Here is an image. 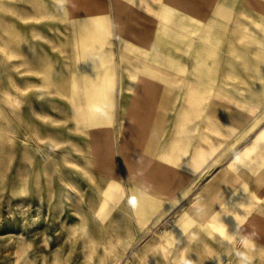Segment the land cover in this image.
I'll use <instances>...</instances> for the list:
<instances>
[{
	"label": "rangeland",
	"instance_id": "1",
	"mask_svg": "<svg viewBox=\"0 0 264 264\" xmlns=\"http://www.w3.org/2000/svg\"><path fill=\"white\" fill-rule=\"evenodd\" d=\"M236 1L0 0V264H264L262 159L242 154L237 170L227 166L264 106L251 115L218 76L181 161L160 154L189 104L183 83L160 128L161 116L128 117L137 78L154 77L140 53L161 51L171 90L174 61L192 68L206 43L200 28L214 25L215 10L230 25ZM94 84L100 101L84 113L76 105ZM234 114L245 120L231 129ZM147 125L145 139L132 135ZM196 147L208 151L202 165L192 163ZM162 164L183 177L175 188L161 181Z\"/></svg>",
	"mask_w": 264,
	"mask_h": 264
},
{
	"label": "crops",
	"instance_id": "2",
	"mask_svg": "<svg viewBox=\"0 0 264 264\" xmlns=\"http://www.w3.org/2000/svg\"><path fill=\"white\" fill-rule=\"evenodd\" d=\"M230 10V25L223 24L222 20L226 16L223 12L215 10L214 25L205 23L203 28H200L203 30L201 34H205V37L200 39V41L204 40L206 43L201 42L199 48L196 49V52H199L202 58L200 60L192 59V68L187 62V60H190L189 58H185V60L178 58L174 61L177 67V77L171 80V90L163 88L164 80L162 79L161 51L156 47L154 50L156 52H147L146 54L143 52L140 53L145 56V58H143L144 61L146 59L149 61L153 59L154 63L152 66L154 77L152 74H142L143 76L139 75V78H137L138 83L132 88L135 89L141 97L132 101V106L128 112L129 118L135 119L141 117V114L144 112H146V114H143V116L145 115V117H149V119L151 118L152 120L157 117L159 119L161 116L157 121L159 122L158 128H160L165 120L164 117L167 115V112L178 110L176 103L178 93H175L176 89L173 85L175 83L177 84L179 81L183 83L184 88H187V100L189 104L187 106H181L180 115L174 123L176 128L174 133L177 134L173 136L169 144L168 142L165 144V151L160 154V156L165 153L168 158L170 156H176V160H182L183 156L188 151L187 147L190 140L189 132L193 130V127L189 126V124L195 120L198 114L197 109L199 105L202 104V99L205 98L206 92L211 90L210 85L216 81L218 76L222 78L220 85L222 88L229 85H234L236 87L237 91L245 99V102L241 101V104L249 107V113L251 115L264 106V0H242L240 3L237 0L234 8ZM140 32L143 37H145V35L147 38L150 37L148 34L144 33L145 31ZM151 38V41L154 43L156 39L153 40L154 37ZM175 42L177 43L178 40H175ZM189 45L190 44H186L188 47ZM143 66H145V63ZM195 67L197 68V74L193 71ZM179 69L187 71L182 75L178 73ZM151 70L152 68L148 71L151 72ZM165 96H167L166 102L168 103L166 107H164ZM161 105L163 106L161 109L162 111H157L158 108H161ZM243 117L234 114L229 122L230 128L235 129L239 123L245 120ZM263 119L264 116L258 117L248 129L245 140L250 138L249 143L238 153L234 154L228 161L227 166H231L237 170L245 163L244 159H240V155L243 154L245 159H250L259 154L262 161L256 162L257 170L263 168V148H260L259 145L264 138V126L253 134L260 126ZM143 127L144 126H141V128ZM130 129L131 127L126 128V132L120 135H131V133H129ZM132 129L134 128L132 127ZM147 129L148 130L143 131L142 134L132 133V135L143 136L142 139H145L151 132L149 126ZM142 139H136L135 144L137 143L139 146L138 143L144 142ZM173 140L174 144L171 145ZM196 148L192 163H194V165H202V162L209 157L208 151L204 148ZM160 178L163 183L169 184V189H172L171 187H173L175 182L178 184L184 180L182 176H178L175 171H172L163 164Z\"/></svg>",
	"mask_w": 264,
	"mask_h": 264
},
{
	"label": "bare ground",
	"instance_id": "3",
	"mask_svg": "<svg viewBox=\"0 0 264 264\" xmlns=\"http://www.w3.org/2000/svg\"><path fill=\"white\" fill-rule=\"evenodd\" d=\"M85 53V52H84ZM87 60L89 63L91 62V60H89V57H87V56H84V60ZM85 60V61H86ZM95 61V60H94ZM93 61V62H94ZM86 76L87 75H90V74H85ZM90 77H91V75H90ZM92 79H94V78H92L91 77V80ZM76 87V86H75ZM75 87L73 86L72 87V91H73V93H75L76 94V97L80 100V102H81V97L79 98L78 97V93H77V87H76V90H75ZM88 87V86H87ZM86 86L83 88V93H84V97H82L83 99H85V101H84V103H81L80 104V102H79V106L78 105H76V107H79V109H81L80 111H82V112H84L86 109H93L94 107H96V104L97 103H99V101H100V99H99V95H98V91H100L99 89L102 87V85H99V84H94V85H92L91 87H89V88H87ZM85 113V112H84ZM96 112H92L91 114H89L88 115V119H90V121H92V122H100V123H105L106 124V119H104V118H102L101 119V114H99V116L98 115H96ZM127 137V136H126ZM127 139V138H126ZM134 144V143H133Z\"/></svg>",
	"mask_w": 264,
	"mask_h": 264
}]
</instances>
